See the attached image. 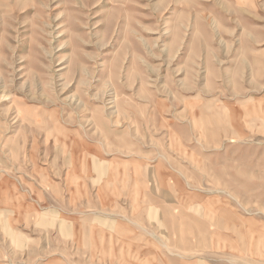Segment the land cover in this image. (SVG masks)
<instances>
[{
  "label": "rangeland",
  "instance_id": "374dc122",
  "mask_svg": "<svg viewBox=\"0 0 264 264\" xmlns=\"http://www.w3.org/2000/svg\"><path fill=\"white\" fill-rule=\"evenodd\" d=\"M0 264H264V0H0Z\"/></svg>",
  "mask_w": 264,
  "mask_h": 264
}]
</instances>
